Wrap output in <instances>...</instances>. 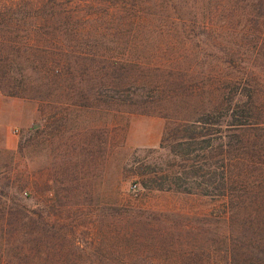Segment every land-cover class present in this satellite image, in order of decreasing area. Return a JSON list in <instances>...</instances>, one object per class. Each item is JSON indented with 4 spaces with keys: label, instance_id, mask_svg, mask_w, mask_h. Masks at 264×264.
I'll return each instance as SVG.
<instances>
[{
    "label": "rangeland",
    "instance_id": "374dc122",
    "mask_svg": "<svg viewBox=\"0 0 264 264\" xmlns=\"http://www.w3.org/2000/svg\"><path fill=\"white\" fill-rule=\"evenodd\" d=\"M140 16L132 25L126 15H102L103 30L58 34L69 60L62 57L64 76L46 82L42 98L0 93V241L10 243L9 253L25 247L34 264H114L129 257L144 264L191 258L226 264L233 258L218 198L143 187L194 164L200 174L209 164L217 171L221 165L217 135L227 133L225 124L206 126L217 138L212 149L191 152L198 146L177 144L183 134L178 124L215 123L218 116L208 111L219 100L207 75L215 64L192 57L209 32L184 27L188 21L174 15ZM224 16L231 15L199 16L198 24L214 25L216 37L223 33L220 47H252L256 31L236 37L219 30ZM190 37L191 55L170 68L178 53L187 54ZM127 58H134L131 67L123 65ZM116 59L121 67L111 72L118 78L106 81L97 68H113ZM258 63L264 67V50ZM243 139L247 168L264 167V132ZM173 145L191 153L177 155Z\"/></svg>",
    "mask_w": 264,
    "mask_h": 264
},
{
    "label": "trees",
    "instance_id": "16d2710c",
    "mask_svg": "<svg viewBox=\"0 0 264 264\" xmlns=\"http://www.w3.org/2000/svg\"><path fill=\"white\" fill-rule=\"evenodd\" d=\"M102 15H126L132 25L135 22L139 24L140 15H161L162 18L174 15L175 20L188 21L182 23L184 27H202L209 32L200 41L203 43L202 52L192 57L195 60L203 58L205 62L210 60L209 65L215 64L207 75L211 87L218 86L219 100L208 111L218 116L215 123L211 119H198L178 124L177 128L183 134L177 144L198 146L191 152L199 148L212 149L213 132H206V126L212 127L217 122L225 124L227 133L217 135L221 165L217 171L215 164H209L206 173L200 174L201 168L194 164L192 170L183 168L159 182L153 183L154 180L149 179L151 183L145 181L143 187L157 192L177 191L218 198L223 206L220 210L226 227L224 241L235 249L233 258H227L226 264H264V206L260 207L264 204V167L251 170L247 168L250 164L246 163L247 158L242 157L244 135L250 131L264 132V101H261L264 77H260L264 67L258 63V57L264 50L261 47L264 46V0H0V93L42 98L46 82L58 80L66 71L62 62L64 42L57 35L82 31L89 34L95 32L90 30L94 26L103 30L107 26L103 24ZM208 15H231L222 17L223 24L219 30H232L236 37L247 31H256L254 45L242 48L243 51L238 49V43H235L237 49L218 46L225 41L223 33L216 37L212 34L214 25L210 26L205 21L198 24L199 16H204L202 19L205 20ZM233 18H238L242 27ZM102 32L94 38L105 36ZM194 41L191 38L187 54L178 53L173 58L170 68L177 67L175 65L191 55ZM230 43L233 41L228 40L227 44ZM120 62L119 59L113 61V68L110 65L98 67V73L104 75L106 81L109 77L116 79L117 75L113 76L111 71H117L121 66L116 65H121ZM132 62L134 58H127L123 65L131 67ZM70 67L72 65L68 61L67 68ZM178 148L177 145L172 146L177 155L186 152L185 147ZM208 152L211 153L210 150ZM9 244L8 241H0V264H34L30 262L31 256L27 255L25 247L18 249L19 253L15 255L6 250ZM140 259L112 260L114 264L146 262L144 258ZM147 260L148 264H155L154 259ZM39 264L48 263L43 260ZM90 264L96 262L91 261ZM185 264L201 263L191 258Z\"/></svg>",
    "mask_w": 264,
    "mask_h": 264
}]
</instances>
